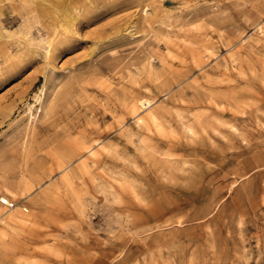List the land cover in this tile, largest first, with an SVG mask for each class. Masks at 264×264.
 Here are the masks:
<instances>
[{"label":"rangeland","instance_id":"obj_1","mask_svg":"<svg viewBox=\"0 0 264 264\" xmlns=\"http://www.w3.org/2000/svg\"><path fill=\"white\" fill-rule=\"evenodd\" d=\"M0 264H264V0H0Z\"/></svg>","mask_w":264,"mask_h":264}]
</instances>
